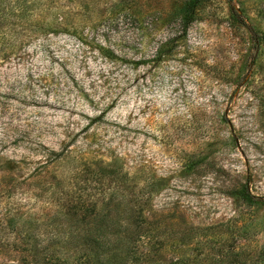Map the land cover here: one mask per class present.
<instances>
[{"label": "rangeland", "instance_id": "rangeland-1", "mask_svg": "<svg viewBox=\"0 0 264 264\" xmlns=\"http://www.w3.org/2000/svg\"><path fill=\"white\" fill-rule=\"evenodd\" d=\"M91 1L0 58V264H264V0Z\"/></svg>", "mask_w": 264, "mask_h": 264}, {"label": "trees", "instance_id": "trees-1", "mask_svg": "<svg viewBox=\"0 0 264 264\" xmlns=\"http://www.w3.org/2000/svg\"><path fill=\"white\" fill-rule=\"evenodd\" d=\"M102 1L105 0H92V8L98 9L99 6L101 7ZM202 1L203 0H189L185 4L183 9L185 11L184 17H180V19H183L181 20L182 23L184 22V24L187 25L195 19V8L199 6ZM107 2L108 1H105V3ZM122 2V0L109 1L107 5L108 11L104 19L110 22H117L118 24V20L120 19L119 16L122 14V19H125L128 23L134 22L135 25L138 24L139 29L143 27L142 31L145 33L147 29H152L153 31L157 27V21L160 19L159 14L149 12L150 15L143 16V12L139 14L135 9L130 11ZM71 4L72 0H0V58L4 60L10 57L18 48L28 44L29 41L38 34H53L55 32L53 23L56 22L65 25L67 18L72 15V12L78 10V8L72 7ZM139 15L143 16L142 20L144 21H147L149 17L152 18L150 22H143L140 21ZM128 23L122 21L120 25H128ZM254 40L256 43L260 42V39L257 37H255ZM165 46V43L159 44L156 50L157 57L160 56ZM92 174L95 177L100 175L97 172H92ZM244 196H249L246 190L244 191ZM116 197V195L110 196L106 203L108 211L106 217L103 219V226L102 224L101 227H99L100 225L97 227L90 226L86 234L88 245L98 247L99 251L103 252V255L111 253L118 245V230L113 231L114 228H116L118 218H114L112 214L121 206V201H118ZM74 204L73 209L71 208L72 215L74 217L78 216L80 221H88L89 217L97 213L95 203H93V205L84 204L79 196L74 198ZM128 210L132 211V209ZM137 214L138 213L135 212L134 217ZM134 220L135 219H133V221ZM34 260L32 263L37 264V261L35 262ZM97 260L99 264L102 262L101 258L98 256Z\"/></svg>", "mask_w": 264, "mask_h": 264}]
</instances>
